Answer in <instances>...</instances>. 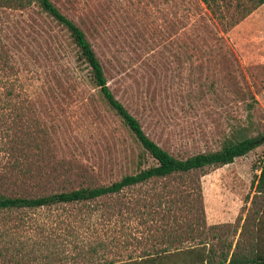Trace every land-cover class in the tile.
<instances>
[{
	"label": "rangeland",
	"instance_id": "1",
	"mask_svg": "<svg viewBox=\"0 0 264 264\" xmlns=\"http://www.w3.org/2000/svg\"><path fill=\"white\" fill-rule=\"evenodd\" d=\"M52 1L86 34L114 96L172 155L264 135V6L256 0H217L213 9L203 0ZM14 2L0 6V193L108 186L155 164L106 103L68 31L38 4ZM263 160L264 144L233 164L90 206L0 213V264H137L170 244L193 246L171 253V264L264 256L263 239L247 235L264 212ZM161 196L180 202L177 220H160ZM177 238L184 243H171Z\"/></svg>",
	"mask_w": 264,
	"mask_h": 264
},
{
	"label": "trees",
	"instance_id": "2",
	"mask_svg": "<svg viewBox=\"0 0 264 264\" xmlns=\"http://www.w3.org/2000/svg\"><path fill=\"white\" fill-rule=\"evenodd\" d=\"M16 1L17 2L12 0H0V6L14 2L20 7H28L29 5L36 3L40 6L43 12L52 17L59 25L63 26L68 31L73 43L79 50V59L86 63L90 68L92 81L96 87L100 89V93L106 103L134 135L147 154L154 159L155 164L148 168L140 169L135 174L126 175L120 181L114 182L108 186L83 187L67 192L38 197L8 196L0 193V213L10 214L12 212L51 210L52 208L60 206H90L102 199L119 197L126 190L142 187L155 181L190 176L207 168L222 167L233 164L236 159L246 156L264 144V135L258 137L246 136L242 137V139L234 138L227 140L224 142L220 150L199 153L186 159H181L172 155L145 133L139 120L114 96L109 88L103 66L98 59L92 44L88 40L84 31L76 25L74 21L64 15L60 9L54 5L52 0ZM256 1L260 6H264V0ZM203 2L209 9L215 8L217 4V0H203ZM9 95H12V92ZM14 163L16 165L17 160H15ZM260 171L261 173L257 181L256 190L259 193L264 194V160L261 163ZM158 203L160 220L178 219L173 213L175 212V209H178L180 204L179 201H175L174 199L168 201L167 198L165 199L161 196ZM162 211H164V213H162ZM201 213L202 215H200L198 220H203L205 222L206 216L203 207L201 208ZM106 215L109 214H100L99 220H107L109 216L107 217ZM88 219V216H79L77 220ZM66 220H71V218L68 217ZM204 224L207 226L206 222ZM181 229H183V226L178 225L177 230ZM158 230L161 231V228L159 227ZM191 231L193 232L194 230L191 228ZM171 243L182 244L184 241L177 238L172 240ZM192 247L193 246H174V244H170L169 247L162 250V253L157 249L154 253L142 255L138 259L132 260V262H138L137 264H171L169 263V255L171 253L193 250ZM93 251L96 252L95 249ZM89 262L90 261H88V263ZM91 263L92 261L89 264ZM202 264H205V260H202ZM229 264H264V256L260 255L251 260L245 256L237 260V262L232 258Z\"/></svg>",
	"mask_w": 264,
	"mask_h": 264
},
{
	"label": "crops",
	"instance_id": "3",
	"mask_svg": "<svg viewBox=\"0 0 264 264\" xmlns=\"http://www.w3.org/2000/svg\"><path fill=\"white\" fill-rule=\"evenodd\" d=\"M258 194H262V193H259ZM253 201L254 199L251 200L250 204L252 205L253 204ZM261 215V218H258L254 223H256V229H255V232H253V230L251 232H249L247 235L249 238L251 239H254L256 238L255 241L256 243L260 241V239L262 238L263 239V242H264V212L261 211L260 213ZM253 233L256 234V237L253 238ZM240 237L238 238V241H239ZM250 239V240H251ZM258 252V251H257ZM263 252H264V245H263ZM245 257V256H243ZM241 259V258H240ZM205 264H208L206 261H205Z\"/></svg>",
	"mask_w": 264,
	"mask_h": 264
}]
</instances>
